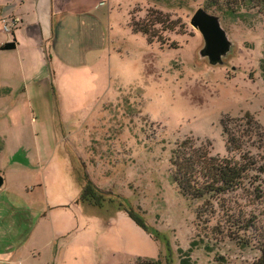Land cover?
<instances>
[{"label": "rangeland", "instance_id": "1", "mask_svg": "<svg viewBox=\"0 0 264 264\" xmlns=\"http://www.w3.org/2000/svg\"><path fill=\"white\" fill-rule=\"evenodd\" d=\"M263 3L123 0L110 19L111 49L99 63L106 73L97 96L91 90L88 100L71 99L68 86V101L49 95L53 112L32 118L19 112L16 120L4 112L0 172L10 188L31 187L35 204L28 222L11 208L10 190L0 197L2 225L14 228L5 236L0 222V253L33 229L26 255L9 264H254V251L204 237L216 221L196 218L201 205L179 193L170 156L184 140L186 148L206 145L211 155L229 156L225 118L239 144L264 162ZM197 8L218 17L231 43L221 64L198 56L203 40L189 24ZM133 27L155 36L148 43ZM246 114L253 120L240 122ZM257 145L258 151L251 147ZM86 179L99 190V205L79 201Z\"/></svg>", "mask_w": 264, "mask_h": 264}, {"label": "crops", "instance_id": "2", "mask_svg": "<svg viewBox=\"0 0 264 264\" xmlns=\"http://www.w3.org/2000/svg\"><path fill=\"white\" fill-rule=\"evenodd\" d=\"M122 1L0 0V117L4 112H9L8 117L13 120L19 112H29L31 118L35 112H53L49 95L55 100L68 101V86L74 90L69 94L71 99L83 100L86 96L88 100L91 90L97 96L106 73L99 63L105 60L102 53L111 49L110 19L121 11ZM3 20L10 27L9 31L1 29ZM9 42H14V48L1 49ZM44 67L40 76L31 81L35 71ZM99 72H103L102 77L98 76ZM86 75L90 76L86 79ZM83 81H87L85 86ZM59 112H64L60 110V104ZM28 180L29 175L25 181ZM8 185L6 177L0 187V197L3 200L4 191L10 190L6 199L16 198L15 206L11 208L25 212V220L31 222L35 210L31 187L23 185V192ZM5 205L10 204L4 202ZM16 220H13L14 225ZM2 229L6 236L14 228L2 225ZM32 233L30 228L26 237L12 240L11 248L1 251L0 261L19 263L26 255L23 245L29 243ZM31 250L28 248V256H31Z\"/></svg>", "mask_w": 264, "mask_h": 264}, {"label": "trees", "instance_id": "3", "mask_svg": "<svg viewBox=\"0 0 264 264\" xmlns=\"http://www.w3.org/2000/svg\"><path fill=\"white\" fill-rule=\"evenodd\" d=\"M147 28L133 27L132 31L145 35L150 43V36L155 35ZM12 48L14 42L1 46V49ZM259 67L264 79V53ZM246 117L249 121L253 120L246 114L240 122ZM220 125L222 134L226 136L229 156L211 155L206 145L186 148L187 140H184L177 143V148L171 152V180L183 197L200 203L196 210L198 220L206 217V223L216 221L207 228L209 232L204 237L209 238L210 234L229 239L241 249L254 251V264H264V162L259 159L258 152L254 153L239 144V137L227 127V119H221ZM251 147L257 151L260 149L258 145ZM3 183L4 177L0 173V187ZM79 201L92 205L101 202L99 190L87 179ZM127 211L137 224L150 233L139 216L130 209ZM182 263L189 264L184 260Z\"/></svg>", "mask_w": 264, "mask_h": 264}, {"label": "water", "instance_id": "4", "mask_svg": "<svg viewBox=\"0 0 264 264\" xmlns=\"http://www.w3.org/2000/svg\"><path fill=\"white\" fill-rule=\"evenodd\" d=\"M203 40L198 56L206 59L210 65L222 63V58L228 53L231 43L221 27L217 16L208 13L203 8H197L189 21Z\"/></svg>", "mask_w": 264, "mask_h": 264}, {"label": "built area", "instance_id": "5", "mask_svg": "<svg viewBox=\"0 0 264 264\" xmlns=\"http://www.w3.org/2000/svg\"><path fill=\"white\" fill-rule=\"evenodd\" d=\"M4 24H3V30L4 31H9L10 27L7 26V24L5 23V20H3Z\"/></svg>", "mask_w": 264, "mask_h": 264}]
</instances>
